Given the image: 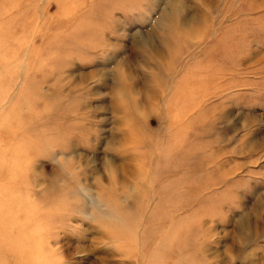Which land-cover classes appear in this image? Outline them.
I'll use <instances>...</instances> for the list:
<instances>
[{"label": "rangeland", "instance_id": "374dc122", "mask_svg": "<svg viewBox=\"0 0 264 264\" xmlns=\"http://www.w3.org/2000/svg\"><path fill=\"white\" fill-rule=\"evenodd\" d=\"M6 208L0 264H264V0H0Z\"/></svg>", "mask_w": 264, "mask_h": 264}, {"label": "bare ground", "instance_id": "6f19581e", "mask_svg": "<svg viewBox=\"0 0 264 264\" xmlns=\"http://www.w3.org/2000/svg\"><path fill=\"white\" fill-rule=\"evenodd\" d=\"M3 174H6V170H4V172H3ZM4 208V207H3ZM5 211H7V214L5 215V216H3V217H1L0 218V223L1 222H5V221H8V217H9V211H8V208H6V209H4ZM0 212H3V211H0ZM10 254L9 255H11V252H9ZM14 254V253H13ZM16 256V255H15ZM14 257L12 256V259H13Z\"/></svg>", "mask_w": 264, "mask_h": 264}]
</instances>
